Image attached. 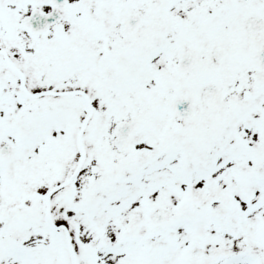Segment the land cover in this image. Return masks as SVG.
Instances as JSON below:
<instances>
[{"label": "snow or ice", "instance_id": "obj_1", "mask_svg": "<svg viewBox=\"0 0 264 264\" xmlns=\"http://www.w3.org/2000/svg\"><path fill=\"white\" fill-rule=\"evenodd\" d=\"M0 264H264V0H0Z\"/></svg>", "mask_w": 264, "mask_h": 264}]
</instances>
